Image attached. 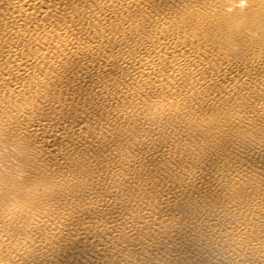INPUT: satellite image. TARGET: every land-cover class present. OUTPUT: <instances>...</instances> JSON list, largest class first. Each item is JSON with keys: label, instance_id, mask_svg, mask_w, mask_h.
I'll use <instances>...</instances> for the list:
<instances>
[{"label": "bare ground", "instance_id": "obj_1", "mask_svg": "<svg viewBox=\"0 0 264 264\" xmlns=\"http://www.w3.org/2000/svg\"><path fill=\"white\" fill-rule=\"evenodd\" d=\"M164 6L0 0V116L16 131L20 150L34 152L28 157L41 165L42 180L53 182L44 188L49 197L83 196L76 212L58 217L87 221L37 243L0 235V264H45V255L48 264H84L85 256L104 264L115 246L158 234L145 240L153 247L172 230L178 234L194 211L219 220L209 226V244L231 239L242 250L238 259L264 257V178L253 176L264 173V6L245 11L238 25L206 12L210 6L195 15ZM210 21L219 26L208 31ZM240 26L255 33L253 44L235 35ZM212 33L217 40L198 45ZM45 105L51 117L28 114L14 123L25 109ZM245 136L257 145L247 146ZM195 142L211 152L192 151ZM228 142L234 148L224 147ZM185 159L197 166L181 164ZM206 163L213 170L200 166ZM227 166L238 172L233 176L243 174L247 195H237V182H224ZM68 169L87 182L67 176ZM1 191L0 212L11 223L5 228L25 236L33 222L25 212L41 203V192L11 183Z\"/></svg>", "mask_w": 264, "mask_h": 264}, {"label": "rangeland", "instance_id": "obj_2", "mask_svg": "<svg viewBox=\"0 0 264 264\" xmlns=\"http://www.w3.org/2000/svg\"><path fill=\"white\" fill-rule=\"evenodd\" d=\"M260 3L264 6V0H161V5L165 4L164 7L168 10L180 12L181 9L188 8L193 11V15L202 13L210 6V11L206 10V12L211 13L215 17H228L231 19L229 21L234 25H238L237 23L239 22V19L244 16L245 11L246 13L249 12ZM262 6L260 8H262ZM68 10L74 13L76 11V6L70 5ZM262 20L264 23V18ZM44 22L49 23L50 20ZM212 22L213 21H210L206 24L208 31H210L211 26L213 25L217 27L219 26L212 24ZM240 28L241 26L239 29H234V33L237 37H241L240 40L243 42V45L246 43L253 44L254 37L256 36L255 33L250 34L245 29L241 28L243 30V33L241 34ZM215 40L217 39L212 33L210 39L207 40V44L204 41H201L198 45L205 44L207 46L208 43ZM203 55L206 56L205 53ZM0 72L3 71L0 70ZM49 93L50 90L48 89L43 91L41 100H43L44 103L48 101ZM30 98H32V96H30ZM53 111L54 110L47 108L46 105L44 106V109L37 111H35V108L25 109V111H22L21 116L17 118L14 123H20L22 116L28 114H31V117L34 119L37 117H51L53 115H51ZM10 124L9 120L5 121L4 117L0 116V193L3 194L1 191L2 187L8 186L10 183L18 186L19 188H24L31 184L35 189L36 194L41 192V203L25 212L30 221L33 219L31 225L26 229L25 236L12 235L11 230L7 231L5 226L10 227L11 223L4 219V212L3 214L0 212V235L15 237L18 239L27 238L31 239L34 243H37L41 240V238L44 239V237H51L55 234L62 235L61 238L70 235L75 227H80L87 223L86 218L74 216L73 220L75 221V224H73L70 223L68 218H59L58 214L61 212H67L72 208H74L76 212V204H79L83 200V196L79 193V191H68L54 198L49 197L47 192L44 191V188L46 185L53 187V182H48L47 184L44 180H42L45 179L47 181L45 177L40 176V167L38 169L36 168L39 164L31 162L28 157V155H33L34 152L28 154L20 150L22 148L16 144L17 139H15L18 135ZM134 126L137 128L135 124ZM193 138L195 137L191 136V139ZM185 140H188V138ZM243 141H245L247 146L253 147L257 145V141L246 136ZM262 144H264V141ZM224 147L234 148L229 142L224 143ZM36 149L38 150V147H36ZM19 150L21 154L18 152ZM191 150H201L204 151V153L211 152L205 146H198V143L196 142ZM23 153L26 160L22 158ZM261 162H264V159L261 160ZM181 164L191 166L192 168L197 166V164L190 163L186 159L182 161ZM200 166H204L207 170H213V166L208 163L204 165L200 164ZM229 166L223 170L226 173L224 176V178L226 177L224 182H237L232 184L234 189L237 191V195H247L248 189L245 185H243L244 183L241 182L244 177L243 174H241L242 176L240 177L233 176L234 172L236 174L238 172L235 170L233 171ZM179 171L180 173L185 174L184 169L180 168ZM65 172L67 173V176L77 177L82 183L87 182L86 176H82L78 172L69 169ZM253 176L255 180L259 182L263 180L264 173L262 171H258ZM35 184L37 186H34ZM62 186H65V184H62ZM224 199L225 197L221 198L220 201L224 202ZM232 200L234 203H240L234 198H232ZM13 202L14 204H21L17 201ZM189 216L193 219V223L191 226L187 224L185 229L181 228L178 234L177 231L172 230V232H169L170 235L168 237H160L158 243H156L153 247L147 245L145 240L158 234L147 236L143 239L140 238L137 240V244L132 240L127 247L120 246V248H117L115 246L114 251H107L105 256L109 262H104V264H264V257L260 258L255 256L256 260H252L249 253H247L245 260L238 259V257L242 254V250H240L237 244L231 242V239H228L225 243L209 244V242L212 241V238H214V234L211 235V232L215 229L209 226L216 227L220 224L219 220L216 223L208 221L207 218L202 216V214L200 215L197 211L192 212ZM97 220L104 221V219L99 216ZM119 221H122V219H119ZM55 223L59 224L60 229L55 230L54 232L52 231V226ZM106 233L113 234V231L107 230ZM239 238L246 239L244 236H239ZM5 253L7 254V258H11V255L6 250H4L1 254L3 255ZM47 258L48 256L45 255V264H48ZM83 263L95 264L94 259L87 258L86 256Z\"/></svg>", "mask_w": 264, "mask_h": 264}]
</instances>
